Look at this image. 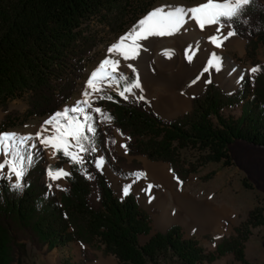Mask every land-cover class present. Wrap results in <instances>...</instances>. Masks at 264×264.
I'll return each instance as SVG.
<instances>
[{
    "label": "trees",
    "instance_id": "1",
    "mask_svg": "<svg viewBox=\"0 0 264 264\" xmlns=\"http://www.w3.org/2000/svg\"><path fill=\"white\" fill-rule=\"evenodd\" d=\"M150 2L0 0V107L25 94L26 114L54 112L72 94L98 41L90 21L95 19L113 32L128 22L133 29ZM226 23L244 38L246 53L252 57L257 44H264V0H253L242 16ZM254 66L260 70L239 78L232 89L206 81L191 96L190 108L171 117L161 116L144 99L119 96L118 91L133 81L134 72L128 69L123 74L129 79L115 84L116 90L105 87L91 98L102 113H91L95 131L86 133L90 150L82 153V164L72 162L62 151L55 153L54 161L45 163L41 147L25 143L22 150L30 152L33 162L23 177L22 189L14 188L12 180L0 178V264L17 260L23 240L46 250L68 241H96L103 253L114 255L117 264H201L226 251L243 264H253L243 259L241 242L251 226L264 220V213L249 210L233 233L221 236L212 250L192 235L183 236L176 223L150 233L148 212L134 193L127 190L118 197L95 161L96 148L106 149L113 129L125 136L128 154L166 161L180 182L208 161L229 164L227 147L234 139L264 146V60L254 61ZM234 105L236 115L221 112L224 106ZM15 116V109L8 110L1 123ZM64 162L70 175L55 188L42 176ZM140 234L147 235L142 242Z\"/></svg>",
    "mask_w": 264,
    "mask_h": 264
},
{
    "label": "rangeland",
    "instance_id": "2",
    "mask_svg": "<svg viewBox=\"0 0 264 264\" xmlns=\"http://www.w3.org/2000/svg\"><path fill=\"white\" fill-rule=\"evenodd\" d=\"M203 2L204 0H151L146 11L141 13L137 20L139 21L150 11L157 8L170 6L191 7ZM90 23L97 30L98 41L87 56L81 75L76 79L73 92L65 102L60 104L52 113L42 115L26 114L27 103L24 98L25 94H21L11 98L5 108L0 107V132L33 137L27 144L29 146L34 144L35 147H41L45 163L54 161L56 156L53 155L54 150L51 147L40 144L39 140L35 138L36 134L41 132L43 128L50 129L52 127L46 125L45 122L54 113L64 108H71L83 99L82 92L85 89L86 81L89 79L91 72L95 71L99 64L109 56V47L119 37L131 30V23L129 22L122 30L117 32L106 30L95 19H92ZM203 32L212 36L214 30L205 29ZM176 35L163 38H150L148 41L143 42L147 50L141 53L138 60L121 61L120 66V72L125 73L129 69L127 68V63H133L138 73L140 70L145 75L143 77L141 74L142 88L138 90L134 89L133 93H126V96L143 97L147 105L163 117H171L189 109L191 96L206 81L212 80L218 86L223 87V89H232L237 84L239 78L253 75L250 69L255 67L254 61L264 60V44H257L252 57H250L245 50L244 38L236 35L237 38L243 40L242 49L233 43H226L220 48L221 50H218L226 60H232L233 68L236 67L235 69L238 71L239 77L234 85H224L218 79L211 77L198 84L204 71L203 68H197L194 70L195 73L193 75L180 78L173 86L169 87L167 82L171 78V70H166L162 66V62L168 57L164 55L166 51L171 50L175 53L179 50L174 45L175 41H172ZM136 74L134 72L132 82L135 81ZM106 88L116 90L115 82H113L112 87ZM94 96L89 97L93 108L95 106L91 98ZM161 100L169 102V106L160 109L159 102ZM12 109L17 111V116L9 118L4 124L1 123L4 113ZM221 112L223 114L236 115L238 107L236 105L224 106ZM92 113L95 112L93 111ZM44 134L47 135L48 133ZM124 140L125 136L113 129L111 137L106 140V149L101 151L96 148V161L100 165V161L103 160V165L99 167L103 171L105 179L109 180L110 174L121 176L127 180L131 179V181L138 179L152 186L156 191L168 195L171 188H174L169 180L166 181L168 176L155 175L156 168L166 165L167 172L175 180V189L183 195L181 197L184 200L169 197V201L163 206L152 203L148 199H143L142 195L140 197L134 188V192L129 190L134 193L135 200L137 198L140 206L148 212L150 233L155 230H163L167 225L176 223L180 226L183 236L192 235L198 239L205 249L212 250L221 236L233 233V228L246 218L249 210L255 209L264 213V146L241 139H234L227 147L230 159L229 164H222L220 161H208L199 165L195 171L189 172L180 182L174 177L166 161L152 160L140 154H128L124 147ZM251 145H255L256 147H251ZM78 154L82 156V153ZM186 156L190 157V155ZM60 168L66 169L65 162L56 169ZM3 171L7 172V169ZM121 171L129 172V174L123 175L120 173ZM42 178L48 179L50 184L55 188L64 183L63 177L57 180L51 179L48 171L43 174ZM92 198L94 199L93 195ZM194 200L205 203L207 211L202 213L193 207L192 202ZM177 203L184 205V207L177 205ZM171 207L179 208L182 212L173 210ZM162 209L165 211L164 215L158 219L161 212H163ZM165 214L173 218L164 222L162 218ZM146 236L140 234L138 236L139 242H142ZM241 244L243 259L253 264H264V220L249 228V232ZM54 253L55 255L52 260ZM112 260L113 264H117L114 255L103 253L96 241L90 243L68 241L61 246H53L51 249L46 250L44 246L38 248L28 240H23L17 260L11 264H112ZM225 263L243 264L241 260L235 258L233 253L229 251L217 254L212 260L204 261L201 264ZM165 264L177 263L167 262Z\"/></svg>",
    "mask_w": 264,
    "mask_h": 264
},
{
    "label": "snow or ice",
    "instance_id": "3",
    "mask_svg": "<svg viewBox=\"0 0 264 264\" xmlns=\"http://www.w3.org/2000/svg\"><path fill=\"white\" fill-rule=\"evenodd\" d=\"M252 3L253 0H204L203 3L191 7L170 6L167 10L161 7L150 11L138 21L133 29L119 37L109 47V56L99 64L95 71L91 72L86 81L85 89L82 92L83 99L71 108H64L54 113L45 122L46 125L52 127L50 129L43 128L41 132L36 134L35 138L39 140L41 145L51 147L54 150L53 155L62 151L63 155L69 157L72 162L82 164L84 162L83 157L78 153L90 150L86 147V142L89 141V136L86 133L95 131L92 123L94 117L91 113L93 111L102 113L100 107H92L89 97L102 93L105 87H112L113 82L119 85L120 81L129 79L120 72L121 61L138 60L141 53L147 50L143 42L154 37L173 36L184 29L188 21L195 22L201 31L208 26L215 25L216 34L210 36L209 40L215 47L221 48L225 41L238 34L233 25L226 22L238 19ZM197 51L198 46L196 48L188 46L185 50L186 59L192 62ZM164 55L171 58L173 52L169 50ZM207 65L208 68L220 69V58L215 52L207 61ZM127 68L137 74L135 81L126 83L119 92V96L124 99L128 98L126 93H133L134 89L142 88L135 65L127 63ZM208 68H205L204 71H207ZM259 70L258 67L250 69L252 73ZM99 98L104 99L103 96ZM140 98L143 99V97ZM107 99L111 100L112 97L108 96ZM44 133L48 134L45 135ZM31 139L33 137L0 132V178L12 180V186L16 189H22L23 177L33 162L30 152L27 149L22 150V146ZM31 147L34 148L35 145H31ZM102 165L103 160L98 166ZM4 169H7V172H4ZM48 175L51 179L57 180L69 176L70 172L63 168L55 170L49 168Z\"/></svg>",
    "mask_w": 264,
    "mask_h": 264
},
{
    "label": "bare ground",
    "instance_id": "4",
    "mask_svg": "<svg viewBox=\"0 0 264 264\" xmlns=\"http://www.w3.org/2000/svg\"><path fill=\"white\" fill-rule=\"evenodd\" d=\"M166 10L169 7H163ZM205 29H213L215 33L216 26H208ZM205 31V30H204ZM226 31V29H225ZM210 35L205 34L203 31H201L198 26L195 24L193 21H188L186 24L185 28L182 29L179 33H177L176 36L173 37L172 41H175V44L179 50L171 56V58L167 57L163 60L162 66L166 70H171V78L168 80L167 85L169 87L173 86V84L178 81V79L190 77L193 75L195 72L194 70L197 68H203V71L205 68H208L207 61L211 59L212 53H216L218 57L220 58V69L216 70V68L211 67L208 68L207 71H204L203 76L201 77L200 81L198 84H200L203 80L207 78H215L221 81L224 85H234L237 78L239 77L237 69L233 68V63L232 60H226L223 55L220 54L218 51L220 48L215 47L210 40H209ZM242 42L243 40H240L239 38L233 36L229 40L225 41L224 44L226 43H233L234 45L238 46L240 49H242ZM188 46H193V48H196L198 46V51L196 52V56L194 57L192 62H189L186 59L185 56V50ZM221 50V49H220ZM118 58V57H117ZM237 66V65H236ZM140 68V67H139ZM141 74L143 73L140 72L139 70V76H140V81H141ZM145 75H143L144 77ZM144 80V79H143ZM145 83V82H144ZM147 83V82H146ZM143 84V82H142ZM138 90V89H135ZM140 92V91H139ZM167 106H169V102L165 100H161L159 102V108L164 109ZM251 147H256L255 145H251ZM160 168H156L155 175L157 176H164L167 175L170 183H172L174 188H171L170 193L168 195L156 191L153 187L149 188L147 190H144L143 192L141 191V195L143 199H148L152 203H157L160 205H166L167 202L169 201V197L174 199H183L181 195L176 189H175V180H173L169 173L166 170V165L159 166ZM114 177V175L110 174V178ZM115 178V177H114ZM142 186V181L138 179L132 180L131 184L126 185V186H119L120 188H125V187H132V188H140ZM180 194V196H179ZM184 200V199H183ZM189 202V201H188ZM192 206L195 207L197 210L200 212H206L207 211V205L203 202L200 201H195L192 202ZM165 214V216L162 218L164 222L167 220L173 218L172 216ZM55 253L52 255V260L54 258ZM113 264V260H112Z\"/></svg>",
    "mask_w": 264,
    "mask_h": 264
},
{
    "label": "crops",
    "instance_id": "5",
    "mask_svg": "<svg viewBox=\"0 0 264 264\" xmlns=\"http://www.w3.org/2000/svg\"><path fill=\"white\" fill-rule=\"evenodd\" d=\"M114 177L109 178V180L106 179V181L109 183V185L111 186V188L113 189L114 192L123 193V192H125V189L132 190L134 192L132 187H125L124 189L119 187V186H126V185L131 184V182H132L131 179L127 180L121 176H116V175ZM151 187L152 186L145 184V182H142V186L140 188H134V189L139 193V195L141 197V191L143 192L144 190H147ZM177 205L184 207V205H182L180 203H177ZM171 208H173V207H171ZM173 210H177L178 212H182L179 208H177V209L173 208ZM164 212H165L164 210H163V212H161V215L159 216L158 219H160L164 215Z\"/></svg>",
    "mask_w": 264,
    "mask_h": 264
},
{
    "label": "water",
    "instance_id": "6",
    "mask_svg": "<svg viewBox=\"0 0 264 264\" xmlns=\"http://www.w3.org/2000/svg\"><path fill=\"white\" fill-rule=\"evenodd\" d=\"M235 86H236V85H235ZM235 86H234V87H235ZM234 87H233V88H234ZM220 88L223 89V87H221V86H220ZM136 98H139V97H136ZM95 163H96V165L98 166L97 161H95ZM65 167H66L65 170L68 171V163H67V162H65ZM98 167H99V166H98ZM99 169L101 170L100 167H99ZM101 171H102V170H101ZM63 181L66 182V179H65L64 177H63ZM115 194H116V193H115ZM121 194H122V193H117L116 195H117L118 197H121ZM93 197H94V199H93L94 202H96V199H95V197H96V192H93ZM136 200H137V199H136ZM137 203L139 204L138 200H137ZM139 205H140V204H139Z\"/></svg>",
    "mask_w": 264,
    "mask_h": 264
}]
</instances>
